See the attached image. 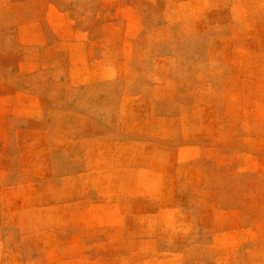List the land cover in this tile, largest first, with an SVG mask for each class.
I'll list each match as a JSON object with an SVG mask.
<instances>
[{"label":"rangeland","instance_id":"374dc122","mask_svg":"<svg viewBox=\"0 0 264 264\" xmlns=\"http://www.w3.org/2000/svg\"><path fill=\"white\" fill-rule=\"evenodd\" d=\"M0 264H264V0H0Z\"/></svg>","mask_w":264,"mask_h":264}]
</instances>
